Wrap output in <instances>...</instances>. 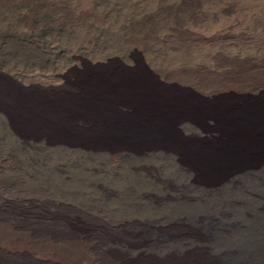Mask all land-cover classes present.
Masks as SVG:
<instances>
[{
	"label": "bare ground",
	"instance_id": "obj_1",
	"mask_svg": "<svg viewBox=\"0 0 264 264\" xmlns=\"http://www.w3.org/2000/svg\"><path fill=\"white\" fill-rule=\"evenodd\" d=\"M241 2L234 42L250 49L198 92L143 71L85 75L78 96L52 99L0 85V104L23 134L118 135L98 144L114 152L112 187L54 184L67 203L15 224L0 210V264H264V0ZM206 119L209 138L177 128ZM125 152L136 165L121 164ZM92 204L101 208L89 213Z\"/></svg>",
	"mask_w": 264,
	"mask_h": 264
},
{
	"label": "rangeland",
	"instance_id": "obj_2",
	"mask_svg": "<svg viewBox=\"0 0 264 264\" xmlns=\"http://www.w3.org/2000/svg\"><path fill=\"white\" fill-rule=\"evenodd\" d=\"M244 14L241 0H0V85L52 99L62 90L78 96L85 75L114 79L143 71L161 85L198 92L205 81H222L249 51L234 42ZM80 116L74 121L81 129ZM212 127L210 119L177 126L181 135L199 138H209ZM18 130L0 104V210L15 213L14 224L44 205L55 213L54 204L67 203L52 195L54 184L83 179L112 187L114 152L98 144L118 140L115 133L56 139ZM124 155L122 165L137 164L131 152Z\"/></svg>",
	"mask_w": 264,
	"mask_h": 264
}]
</instances>
